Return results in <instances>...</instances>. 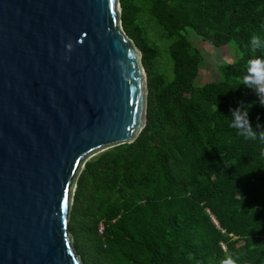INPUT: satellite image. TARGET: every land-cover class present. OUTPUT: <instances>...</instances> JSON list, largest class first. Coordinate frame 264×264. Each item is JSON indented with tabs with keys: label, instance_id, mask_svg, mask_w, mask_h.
I'll list each match as a JSON object with an SVG mask.
<instances>
[{
	"label": "trees",
	"instance_id": "1",
	"mask_svg": "<svg viewBox=\"0 0 264 264\" xmlns=\"http://www.w3.org/2000/svg\"><path fill=\"white\" fill-rule=\"evenodd\" d=\"M118 1L145 73V123L131 143L83 164L67 228L75 255L81 264H220L229 254L264 264L262 145L231 127L241 108L264 131L263 97L245 79L249 62L264 60V0ZM190 34L214 49L235 45L239 59L195 85L202 60ZM150 35L167 45L168 77L151 64Z\"/></svg>",
	"mask_w": 264,
	"mask_h": 264
},
{
	"label": "water",
	"instance_id": "2",
	"mask_svg": "<svg viewBox=\"0 0 264 264\" xmlns=\"http://www.w3.org/2000/svg\"><path fill=\"white\" fill-rule=\"evenodd\" d=\"M145 96L118 0H0V264H81L75 181L136 138Z\"/></svg>",
	"mask_w": 264,
	"mask_h": 264
},
{
	"label": "rangeland",
	"instance_id": "3",
	"mask_svg": "<svg viewBox=\"0 0 264 264\" xmlns=\"http://www.w3.org/2000/svg\"><path fill=\"white\" fill-rule=\"evenodd\" d=\"M146 30L149 31V27H147ZM149 41L154 45V49L158 53L155 59L151 61L153 68L156 71L163 73L166 77H168V75L170 76V64L166 52L167 45L160 42L156 37H151V35ZM189 42L191 43V47L198 52V55L202 60V64L198 69L197 77L194 79V84L197 86L206 82L217 81L218 78H221L220 69L239 59V54L233 44L220 49H214L208 44L200 42L193 34H190ZM102 152L104 151H100L96 155Z\"/></svg>",
	"mask_w": 264,
	"mask_h": 264
},
{
	"label": "clouds",
	"instance_id": "4",
	"mask_svg": "<svg viewBox=\"0 0 264 264\" xmlns=\"http://www.w3.org/2000/svg\"><path fill=\"white\" fill-rule=\"evenodd\" d=\"M254 43H258V38H254ZM249 87L255 89L259 98L264 97V60L255 59L249 62L248 76L245 78ZM264 104V98L260 99ZM231 127L237 130V136L245 141H259L262 145L260 156L264 157V131L257 133L250 125L247 111L237 108L232 112ZM259 127V126H258ZM240 255H231L223 258L220 264H238Z\"/></svg>",
	"mask_w": 264,
	"mask_h": 264
},
{
	"label": "built area",
	"instance_id": "5",
	"mask_svg": "<svg viewBox=\"0 0 264 264\" xmlns=\"http://www.w3.org/2000/svg\"><path fill=\"white\" fill-rule=\"evenodd\" d=\"M99 232H100V234H101V232H102V226H100V228H99Z\"/></svg>",
	"mask_w": 264,
	"mask_h": 264
}]
</instances>
